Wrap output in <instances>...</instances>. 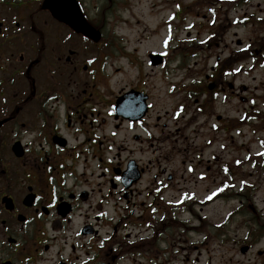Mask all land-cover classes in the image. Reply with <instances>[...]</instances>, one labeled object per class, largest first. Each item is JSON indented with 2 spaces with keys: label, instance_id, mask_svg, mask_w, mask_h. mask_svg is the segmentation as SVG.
<instances>
[{
  "label": "flooded vegetation",
  "instance_id": "af4514ba",
  "mask_svg": "<svg viewBox=\"0 0 264 264\" xmlns=\"http://www.w3.org/2000/svg\"><path fill=\"white\" fill-rule=\"evenodd\" d=\"M77 1L98 40L70 0H0V264H264V137L258 204L200 215L234 194L215 144L264 134V0H163L146 29Z\"/></svg>",
  "mask_w": 264,
  "mask_h": 264
},
{
  "label": "rangeland",
  "instance_id": "374dc122",
  "mask_svg": "<svg viewBox=\"0 0 264 264\" xmlns=\"http://www.w3.org/2000/svg\"><path fill=\"white\" fill-rule=\"evenodd\" d=\"M88 4V8L90 9L91 3L95 0H86ZM130 4L136 6V12L139 14V18H136L131 24L130 28L132 29H146L148 27V22L153 21L156 22L159 20V15L155 14L154 17L149 15L150 10L154 13L158 11L162 5H158L163 0H130ZM143 15L144 17H141ZM140 21V22H139ZM148 34V33H147ZM253 77L257 79L254 81ZM262 77L259 75V70H255L254 72L250 73L249 75H241L237 82H244L249 84L252 89H255V86L258 85L259 80ZM233 108H228V115L239 118L240 113L237 111V107L239 102L234 99ZM242 108V106H240ZM233 137V138H231ZM259 137H264V134L260 131H252L248 127H243L242 132H237L235 129L232 133H228L227 135L223 136L224 140L215 144V151L221 155L223 161L227 164L234 162L235 165L233 166L235 174L237 177L235 180V187L233 188V192L235 195L227 196L225 198H218L217 200L213 201L210 204L202 206V210H200V215L204 220H220L225 216L227 211L240 208L237 214L233 215L234 221L242 220L245 217L246 212L244 211L251 204H258V199L261 197L262 194H259V174L258 168L256 167V163L254 161V156L260 151L261 143L259 141ZM222 144H225L227 149L222 151ZM239 162L236 165V162ZM242 180H245L248 184H254L251 187V195L243 198H235L238 196L237 193H244L246 192V188L244 191H240L242 187L241 183ZM220 181L217 182L219 184ZM264 189V180L260 186ZM204 199V197H202ZM242 201V202H241ZM242 205V207H240Z\"/></svg>",
  "mask_w": 264,
  "mask_h": 264
},
{
  "label": "water",
  "instance_id": "95a60500",
  "mask_svg": "<svg viewBox=\"0 0 264 264\" xmlns=\"http://www.w3.org/2000/svg\"><path fill=\"white\" fill-rule=\"evenodd\" d=\"M83 28L86 30V31H89V34L90 36L92 37L94 34H93V28L87 23L85 22V25L83 26Z\"/></svg>",
  "mask_w": 264,
  "mask_h": 264
}]
</instances>
